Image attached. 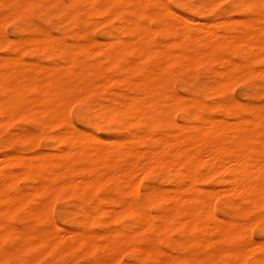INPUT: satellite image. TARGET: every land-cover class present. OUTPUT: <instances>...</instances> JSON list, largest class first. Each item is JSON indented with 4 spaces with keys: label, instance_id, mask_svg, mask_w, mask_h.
Returning <instances> with one entry per match:
<instances>
[{
    "label": "bare ground",
    "instance_id": "bare-ground-1",
    "mask_svg": "<svg viewBox=\"0 0 264 264\" xmlns=\"http://www.w3.org/2000/svg\"><path fill=\"white\" fill-rule=\"evenodd\" d=\"M173 1L186 5L185 0ZM219 1L221 0H217L216 3ZM32 2L34 0H0V24L20 17L22 9ZM58 2V8L65 13L68 19L73 20L77 13H81L83 21L87 20L90 15H95L101 18L96 19L99 20L100 24L110 19L118 20V24L105 30L106 39L104 40L90 38L86 31L78 32V35L84 40L73 45L65 43L67 41L64 42L62 37L57 34V36L53 35L45 28L36 27V30H32L31 27L26 28L25 31L29 36L22 41L29 42L38 50L47 48L55 50L64 57V63H58L49 69L42 70L36 68L38 63L34 66L35 68L29 66L30 60L27 66H29L28 69L32 68L33 72L26 74V65L23 66L24 69L21 65L27 60H22L18 55L9 57L10 54L9 56L3 54L6 56L3 59V55L0 54L2 59L0 61V92L4 94V97L0 98V115L13 114L15 117L17 113L28 116L38 114L50 119L57 118L59 121H64V117H67L64 112H68V105H71L75 99L80 103L85 102L84 98L79 97L81 95H77L78 92L86 95L91 92V86L98 85L87 78L88 74L94 72L102 74L106 68L114 67L119 72L118 76L105 78L120 83L124 90H117V93L107 98V102L101 101L98 97L93 99L94 103H88L91 112L82 119L84 121L103 119L112 124H117L118 128L125 130L126 135L105 140L106 137L102 139L100 136L91 135L88 132L86 134V131L82 132L83 130L80 128L77 129L68 119V121L65 120V123L70 126V130H67L68 133L60 137L56 134L54 137L51 136L52 144L50 145H63L62 148H58L59 151H49L50 153L47 151L48 154H43L46 152L45 150V152H37L36 154L33 151L32 155L24 156L21 154L23 156L15 158L14 162L20 167L21 175L19 176L25 177V180L31 179L34 188L29 186L30 192L27 193V190L24 189L25 191L22 190L21 194L17 193L19 195H12L8 189V186L13 184V182L11 183L12 179L18 177L16 173L18 169L14 170L15 175L12 174L13 171L10 170L11 167L9 168L12 161V157L9 156L10 153H7L8 159V156L3 158L5 156L1 155L2 160L0 159V161L2 162L0 165L7 160L9 165L6 162L7 164L0 166V212H3L7 206L3 204L13 202L12 205L7 206V209L15 203H17L16 207H19L18 204H24L31 199L33 200L36 195H40L42 199L38 206L31 209L29 213L31 216L40 215L50 205L52 206L53 201L50 199H53L56 193H63L64 190L70 188L85 191L103 181H108L119 194L113 197L109 207L102 208L96 200L89 197V191L80 194L82 199H88L89 208L85 212L87 219L90 220L91 215L94 217L93 215L98 214L109 217V220H116L117 217L124 216L133 223L135 227V230L131 229L133 233L149 228L154 230L170 227L185 234L186 240L189 242L193 238L194 232L197 231L198 238L195 243L204 246L214 244L209 252V257L216 258V255H229L231 258L240 261H245L247 257H250L247 264H264L263 241L255 243L250 238V244L238 248H224L218 244L216 250L215 243L222 244V241L227 240V238L244 233L243 228L247 232L248 227L251 226V220L248 222L250 225L245 222L248 227H244L243 224L241 226L231 219H225L224 222L214 225V222L210 221L211 218H214L209 209V206L212 207V202L208 205V199L212 192L209 193V189L201 191L194 184L195 173L199 167L204 168V172H206L204 176L206 177H211L214 174H226L222 180L228 185L227 189L230 192L240 195L244 201H248L258 208L264 207V104L260 108L255 106L242 107L233 100H226L219 103L218 106L223 112H229L234 117L233 121L213 119L206 112L187 113L188 115L184 116L186 123L182 126L178 124L179 129L177 131L165 132L166 135L163 137L158 136L155 132L156 124L161 118L172 122L170 119L171 107L176 103L183 102L171 94L170 89L168 90L166 86L164 71L170 63L207 64L211 69L213 68L211 73L214 80L211 90L212 92L213 90L219 92L223 90L229 79H233L232 76L236 72L241 73L242 71L243 75L245 69L249 70L248 66H251L249 63L252 64L255 56L262 57L264 55V0H233L236 8L257 13L255 18L242 19L239 28L230 22H226L228 20H224L225 22L219 20L220 22L217 23L210 21L200 23L183 13L173 11L164 0H58ZM147 2L153 5L152 9H146L145 3ZM213 6H215L214 2L209 3L201 0L198 4L189 6V10L198 13L204 10L205 12H212L214 11ZM151 19L155 21L157 28H150L148 23ZM238 21L240 20H237V23ZM3 25L5 24L2 23ZM33 31H37V33L33 34ZM157 34L161 35L160 40H156ZM7 37L4 40V46L10 48L12 40ZM172 48H175L176 51H172ZM23 49L25 50V48ZM20 50L21 48L18 51ZM227 51L237 54L243 60L234 61L231 56H228ZM92 53L101 55V58L95 59L93 65L86 62L88 59L85 61L84 57L78 55L86 56ZM150 54L156 55L158 61L154 68L149 70L144 68L141 59ZM36 62L33 61V63ZM215 65L219 68L214 67ZM41 66L44 67L43 63ZM95 73L94 75L97 74ZM67 75L71 76L65 78ZM238 79L236 80L239 82ZM236 80L234 76L233 81L236 82ZM97 83L102 84L99 81ZM233 84H229V86H233ZM230 88L232 89V87ZM25 89L35 90V96L26 99L23 96ZM68 95H74L76 98L72 100L71 96L72 103L68 99L71 104L65 106L67 109L65 111L64 104L67 102ZM190 102L192 105L199 103L197 99L192 98ZM183 104L181 103L182 106ZM243 108L247 110V114L243 112ZM5 118V116L1 117V124L2 119H7ZM135 125H140L144 132L140 134L132 130L131 127ZM134 142L143 143L145 148H140L141 150L139 147L135 148ZM14 154L15 156L18 155ZM150 163H156V166L157 163L169 166L174 170L175 178L172 180V188L158 187L146 191L144 195L148 202H143L137 197L136 183L139 178L138 175L141 176L142 171H144L142 167L147 164L148 168H146L149 169V167L151 168L148 165ZM32 189L33 191H31ZM216 190H214L216 192L214 196L221 193L226 194L225 192L228 191L226 188L224 189L226 191ZM214 198L212 196V199ZM115 206L118 209H115ZM151 206L156 208L154 216L150 213ZM49 208L51 209V207ZM262 217L264 216L262 215ZM56 227L59 226L56 225ZM65 232L69 233L67 242L70 246L78 243L94 247V243L97 244L87 234L88 232L81 229H70L69 232ZM98 232L97 234H101L100 237L103 239L99 245L110 253L118 252L121 245L133 239V236L130 235L131 231L127 234L124 233L125 231L112 226L103 234L102 231ZM180 232L179 234H181ZM58 234L61 235V233H56L52 219L44 230H37L31 221L24 222L18 229L0 222V238L11 237L13 240L11 250L8 253L5 252L7 255L20 248L31 249L48 245L50 248L67 235L64 233L62 238ZM3 253L0 251V257ZM144 254L150 259L157 258L156 250L152 248L147 249ZM169 256L166 254L165 257L167 258H162L161 262L166 263ZM116 257L118 256L116 255ZM191 257L197 258L195 255ZM191 257L185 256L186 259Z\"/></svg>",
    "mask_w": 264,
    "mask_h": 264
},
{
    "label": "rangeland",
    "instance_id": "rangeland-1",
    "mask_svg": "<svg viewBox=\"0 0 264 264\" xmlns=\"http://www.w3.org/2000/svg\"><path fill=\"white\" fill-rule=\"evenodd\" d=\"M164 1H166L167 4H169V6L171 7L173 11H176L178 13H183L191 18H194L195 21H198L200 23L208 22V21L217 23L220 21L228 20L226 22H230L232 25L239 28L241 26V22L243 21L242 19L244 20L249 19V18L252 19V18H255V16H257V13L251 10L236 8L233 0H221L219 1V3L218 2L216 3L217 0H203V2L205 1H208L209 3L214 2L215 4V6H213L214 11L205 12L204 10L200 13L189 10V6L196 5L201 0H185L186 5L175 3L173 0H164ZM58 5H59L58 0H34V2L28 4L22 9L23 11L20 17L12 21L2 22L5 25L2 26V23L0 24L1 25L0 26V54L1 56L3 54L6 56H9L10 54L9 57L13 55L15 56L18 55L22 60L23 59L27 60V62L25 63L24 61L23 65L21 66L23 68V66L26 65L25 67L27 68L24 67L25 73L32 74L33 70L32 68L28 69L29 66H33V68H35L34 66H36L37 63L40 66L43 63L44 67L43 66L40 67L37 65L36 68L38 67L42 70H46V69H49L51 66H54L58 63L63 64L64 57L51 48L38 50L35 47H33L29 42L22 41V40H26V38H28L29 36L28 33L25 31L26 28L31 27L32 30H36V27H40L43 29L45 28L46 30L50 31L53 35L57 34L59 37H62L64 42L67 41L65 43L73 45V44L79 43L80 41L84 40L83 37H80L78 35V32L86 31L90 38H96V40L97 39L104 40L106 39L105 30L111 29L112 27L117 26L118 24V20L116 19H112V20L110 19L106 21L105 23L100 24L99 20L97 21L96 19H101V18L95 15H90L87 20L83 21V15L81 13H77L74 16L73 20H71V19H68L65 13L58 8ZM145 6H146V9L153 8V5L150 2L145 3ZM231 19H234V20H231ZM237 20H240V21H238L237 23ZM148 24L151 29L152 28L155 29V27L157 28V25L153 19L149 20ZM12 27L15 29H13ZM36 33L37 31H33V34H36ZM6 37L12 40L10 43V48L4 46V43H5L4 40L6 39ZM11 37L14 39H12ZM160 39H161V35L157 34L156 40H160ZM20 48H21L20 51L22 52L18 51ZM23 48H25V50ZM172 51H176V49L172 48ZM92 54L91 55L88 54L86 56L81 55V54H78V55L80 57L81 56L84 57L85 61L86 59H88L86 62L89 64L92 63L93 65L97 59L101 58V55H99L98 53H92ZM227 54L228 56H231L234 61L240 62L243 60V58L238 57L237 54L229 53V51H227ZM4 55L2 57L3 59L4 57H6ZM1 60L2 59L0 57V61ZM28 61L30 62V64ZM33 61L36 63H33ZM141 61L143 62L144 68H147L150 70L154 68L155 64L158 61V57L156 55L150 54L146 57L143 56V59H141ZM46 63L49 64L50 66L46 67L45 66L47 65ZM50 63H52L53 65ZM190 63L188 62L186 64H182V63L173 62V63H170L164 71L165 83H166L168 90L170 89L169 91L171 92V94L175 95L176 97L179 98L180 101H183V102H180L178 104L176 103L175 105L171 107L170 113H172L173 116L170 113L169 114L171 116L170 115L169 116L172 122H169L164 118H161L159 122L156 124L155 132L158 136L163 137L168 132L177 131L179 129V126H182L186 123V121L184 120V116L190 113L193 114V113L206 112L209 114V117L213 119L227 120L228 122L233 121L234 117L229 112H226V111L223 112V110H221V108L218 106L219 103L226 101V100H229V101L233 100L239 106H242V107L255 106V107L260 108L263 106L264 104V74H263L264 73L263 71L264 70L263 69L264 68V55L262 57L255 56V60L253 59L252 64L249 63V65L252 66V68L251 66H248L250 71L247 69L243 71L246 75L244 73L242 75V71H241V73L236 72L232 76L233 79L235 76V80L240 78L238 79L240 80L239 82L237 80L236 82H234L233 79L231 78L232 80L229 79L230 82L227 81L226 86L224 85L223 90L219 92H216L214 90L212 92L211 90V85L213 84V80H214V77L211 73V70L213 68L211 69L210 66H208L207 64L204 65V64L192 62V64L190 65ZM28 64L29 66H27ZM181 64L183 65L182 67H181ZM214 67L219 68L217 65H215ZM245 71L248 73H246ZM94 73H89L87 76V78L92 83L98 84L96 86L90 87L94 91L90 90L91 92H89L86 95L83 94L82 92H78L77 94L78 96L81 95L79 97L84 98L85 100L84 103H80L79 101H77L75 99L76 96L74 97V95L67 96L66 101L68 103L66 102L65 103L66 105L64 104V107L65 106L67 107L68 104H71L73 102L72 100L75 99V101L71 105H68V110L66 109V107L65 108L63 107L65 111L66 110L68 111V112H64V114L66 113L65 116L67 115L68 117V118L64 117L65 118L64 121L62 120L59 121L57 120V118L50 119L47 116H40L38 114H35L33 116H28L25 114L18 115L17 113L16 114L17 116L15 117L13 116V114H8V116L3 115V114L0 115V119L1 117H4V116L7 118V119L5 118L6 120L2 119V121L4 122V123L2 122V124L0 120V156L4 155L5 157L3 156L2 157L6 158V156H8L7 153L8 154L10 153L9 156L12 157L11 159L12 161L11 162L9 161V162L11 164L9 165L8 160H7L9 156L6 159L7 160L6 162L8 164L5 162V160L4 162L7 165H9V168L11 167L10 170L12 169L11 170L13 171L12 174L15 175L17 173V176H18L16 177L17 180L15 179V177L13 178L17 182L12 179L11 183L13 182V184H10V187L8 186L9 192L12 195L17 194L18 192L19 194H21L22 190L24 189L27 190L26 192L28 193L30 192V188L31 187L33 188L31 179L27 178L25 180V177L19 176L21 175L20 167L17 166V164L14 162L15 158L17 156H23V155L27 156V154L32 155L33 151H34V154H36L37 152L41 153L42 151L43 152L46 151L43 154H48L50 153L49 151H52V152L53 151L56 152L57 150L59 151L58 148H62L63 145H58V144L56 146L50 145L52 144L51 138L54 137L55 134L56 136L60 137V136H63V134L68 133V131L70 130V126L68 123H65L66 121L69 120L73 125H75V127H77V129L80 128V130H83L82 132L86 131V134L88 133H90L91 135L94 134L98 137L100 136V138L102 139L106 137L107 139L105 138V140H110L108 138L112 139V138H118V137L126 135L125 130L118 128L117 124H114V123L112 124L103 119H97V120L88 119V121H84L82 119V117H87L89 112H91L88 103L93 102V99L98 97L101 101L107 102V98L117 93L116 92L117 90L119 91L124 90L123 85H121L120 83L107 79L109 76H114V77L118 76L119 72L117 71L116 68L114 67L106 68L102 74L96 72L97 74L95 73L96 75H94ZM70 76L71 75H67L65 78L70 77ZM106 80H107V83H105ZM98 81L102 82V84L97 83ZM229 84L230 85L233 84V86H229ZM230 87H232V89ZM35 94L36 92L33 89H25V91H23V96L26 99H31L32 97L35 96ZM2 96L4 97V94L0 92V98H2ZM71 96H72V100H71ZM191 98L197 99L199 103L197 105H192L190 102ZM68 99L70 100V102L71 101L72 102L69 103ZM186 100L188 101V103ZM181 103L182 104L184 103L183 106L181 105ZM91 105H95V104H91ZM243 112L247 114V110L245 108H243ZM13 117L14 119H12ZM48 123H51V124L48 125ZM178 124L180 125L177 127ZM141 128L142 127H140V125H135L131 127V129L134 130L135 132L142 134L141 132H144V131L142 130L143 128L142 129ZM133 145L135 148H138V147L139 149L145 148V145L141 142H134ZM14 153L18 155L15 156ZM13 154H14V157H13ZM0 159L2 160V158ZM5 163L3 164L5 165ZM3 164L0 166H4ZM146 165L145 167H142L144 171H142V173L140 172L141 176L138 175L139 178L136 183L137 188H138L137 197L138 199L143 200V202H148L146 196L144 195L146 191L153 189V188H158V187L172 188L173 187L172 180L175 178L174 170L167 165L164 166V164L157 163V166H156V163L154 164L150 163L148 164L151 166V168L149 167V169H147L148 166ZM14 170L15 171L17 170V172L15 173ZM204 171H205L204 168L202 167L198 168V170L195 173L194 184L201 191H205V189L206 190L209 189L210 192L209 191L208 192L209 193L212 192V195L210 194L211 196L209 199L213 201L208 199L209 201L208 205L210 202H212V207L209 206V209L214 218H211L210 221L214 222V225H217L219 223L224 222L225 219H231L234 222L236 221V223L238 222L237 224H240L241 226L245 225L244 227L246 226L248 227V225H250V223L248 224V222L249 220H251V226L250 228L248 227V230L250 231H248L246 228L247 230L246 232L245 229L243 228L244 233L246 232L245 234L242 232V234H238L231 238H227V240L222 241V244L215 243L216 250L218 248L217 247L218 244L222 245L224 248H238L242 245L250 244L249 242L251 240L254 241L255 243L256 242L258 243V241L264 242V217H262V215L264 216V207L258 208V206L251 204L248 201H244L240 197V195L230 192L227 189L228 185H226V183H224L222 180L225 178L226 174L225 175L224 174H214L211 177H206L204 176L206 173ZM75 177H78V176H75ZM79 179H76V180H79ZM110 184L111 183H109L108 181L107 182L103 181L97 184L96 186H94L93 188L92 187L87 188V190L85 191H82L81 189L78 190V188H70V189L64 190L63 193L62 192L56 193L53 196L54 198L50 199L53 201L51 203L52 206L48 205L49 207H51V209L48 207V209L45 212H41L40 215L31 216L29 214L31 209L36 208L38 206L39 201L42 199L40 195H36L35 197H33L34 198L33 200L31 199L24 204L23 203L18 204L20 205L19 207H16L17 203H15V205L13 204L11 208L8 207L7 209V206L12 205L13 202H8L9 205L8 203L3 204L7 206L5 208V206L2 205L5 209H3V212H0V222L8 224L9 226H12L13 228L18 229V227L20 228L24 222L31 221L33 226L37 230H44L49 225L52 219V221L55 224L56 233H61V235L58 234V236L60 235V237H62L64 233L66 235L67 233L65 231L69 232L70 229H74V230L81 229L84 232H88L87 234L90 235L92 239L94 240V242H96L98 245L94 243V247L93 246L88 247V246H84L83 244L76 243L75 245L70 246L67 242L69 239V237L67 238L69 234L68 233L66 236H64V238L66 237L67 240H65L66 238L64 239L62 237L63 239L61 241L56 242L57 244L50 246V248H49V245L35 247L31 249L20 248L18 250H15L13 253L7 255L5 252L8 253V251L11 250V247H12L11 243L13 240L11 237H2L0 238L1 239L0 240V251H3L4 253L0 257V264H171V263L172 264H247V261L249 260L250 257H247V260L245 261H240L233 257L231 258V256L229 255H216L217 256L216 258L215 257L213 258L211 256L209 257V252L213 248L214 244L204 246L200 243H195V240L198 238L197 231L194 232L193 238H191V241L189 242L186 240L185 234L181 233L178 229H174L170 227L168 228L163 227V228H158L154 230L153 228H149V229H143L141 231L139 230L140 232L138 231L136 233H133L132 230L135 228L133 226V223H131V220L128 217H124V216L117 217L118 220L117 219L112 220L110 218L112 220L111 221L108 219L109 217L102 215V214H98V215H93L94 217H92L91 215L90 220L89 218L87 219L85 212L89 208L88 199H82L80 194L82 192L89 191V197L96 200L102 208L109 207L110 201L113 199V197L119 195L111 187ZM225 188L229 192L224 190ZM33 189L31 191H33ZM216 189H222L223 191H226L225 192L226 194L218 193L220 191L219 190L217 194H220V195L214 196L216 195L215 194L216 192L214 191ZM212 196L215 198L212 199ZM49 209H50V212L48 211ZM115 209H118V207H116ZM150 213L151 215L154 216L156 214V208L151 206ZM254 217H256L257 220L256 218L254 220ZM260 217H262L263 219ZM63 220L65 221V223ZM56 225H58L59 227H56ZM62 225H65V226H62ZM111 226L113 228H119L121 231L123 232L125 231L124 233H127V234H129V232L131 231L130 235L133 236V239L130 242L121 245L118 249V252H113V253L106 251L105 248L99 245V243L103 242V239L102 237H100L101 234H97L98 231H102V234H103ZM63 227L64 229H62ZM174 231L176 234L174 233ZM92 232L94 233V235ZM179 232L181 234H179ZM98 233H101V232H98ZM60 237H57V238H60ZM65 243L68 245H66ZM180 245L183 248H181ZM150 248L156 250V255H157L156 259H150L147 257V255L144 254L145 251ZM166 254L167 256L170 255L169 257H171V254H173L175 255L174 256L175 258L172 255L174 259L172 257L171 258L173 260L171 258L169 260V257H168L166 263H162L161 262L162 258H164ZM116 255L118 257H116ZM193 255L197 256V258H192L191 256ZM180 256H181V259H180ZM185 256L186 257L190 256L191 258L186 259ZM166 258L167 257H165L164 259ZM176 258L178 259L176 260Z\"/></svg>",
    "mask_w": 264,
    "mask_h": 264
}]
</instances>
